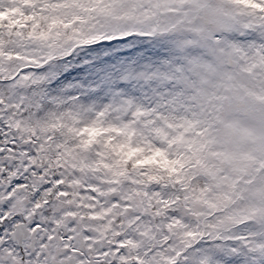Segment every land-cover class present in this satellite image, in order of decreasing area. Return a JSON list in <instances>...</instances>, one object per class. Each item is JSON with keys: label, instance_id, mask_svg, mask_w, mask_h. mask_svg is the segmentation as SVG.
<instances>
[{"label": "snow or ice", "instance_id": "6c2138e0", "mask_svg": "<svg viewBox=\"0 0 264 264\" xmlns=\"http://www.w3.org/2000/svg\"><path fill=\"white\" fill-rule=\"evenodd\" d=\"M251 31L264 0H0V264H264ZM129 38L177 53L146 77L171 89L155 107L43 111L41 69Z\"/></svg>", "mask_w": 264, "mask_h": 264}, {"label": "rangeland", "instance_id": "374dc122", "mask_svg": "<svg viewBox=\"0 0 264 264\" xmlns=\"http://www.w3.org/2000/svg\"><path fill=\"white\" fill-rule=\"evenodd\" d=\"M230 38L239 39L236 33L230 34ZM103 42L85 53V47L79 48L71 56L40 70L39 74L47 77L41 87L50 88L54 93L49 102L42 101L43 111L55 108L53 98L56 102L64 101L62 107H73L71 98L78 95L75 104L93 112L103 110L106 105L120 106L129 100L142 108H151L155 107L161 93L171 90L167 82L161 84L157 79H146L157 71H167L173 62L180 63L170 45L155 39ZM250 42H264V37L258 31L248 32L244 43ZM48 83L54 84L48 87ZM216 258L220 264H244L242 256L218 253Z\"/></svg>", "mask_w": 264, "mask_h": 264}, {"label": "trees", "instance_id": "16d2710c", "mask_svg": "<svg viewBox=\"0 0 264 264\" xmlns=\"http://www.w3.org/2000/svg\"><path fill=\"white\" fill-rule=\"evenodd\" d=\"M100 43H101V42H100ZM100 43H98V44H96V45L86 46L85 49H83V50H84L83 53H85L87 50L91 49L92 47L95 48V47L99 46ZM86 55H88V54H86ZM88 59H89V58H88ZM52 70H53V68H52ZM54 71H56V67L54 68ZM69 72H70V70L67 71V74H68ZM53 84H54V83H51V84L48 83L47 86H48V87H49V86L52 87ZM51 94H54V93H51V92H50V88H47V89L44 90V95H45V99L43 100L44 103H47V102L50 101V98H52V96H50ZM75 94H76V93H73L72 95H75ZM78 94H79V93H78ZM78 96H79V95H78ZM78 96H77L76 100L79 98ZM49 97H50V98H49ZM60 99H61V98H60ZM53 101H55L54 98L51 100V102H53ZM80 107H81V106H80ZM81 108H82V107H81Z\"/></svg>", "mask_w": 264, "mask_h": 264}]
</instances>
